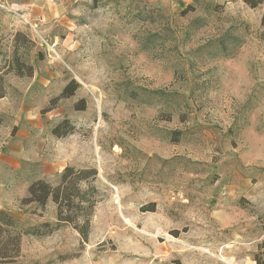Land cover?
I'll return each mask as SVG.
<instances>
[{"label": "rangeland", "instance_id": "1", "mask_svg": "<svg viewBox=\"0 0 264 264\" xmlns=\"http://www.w3.org/2000/svg\"><path fill=\"white\" fill-rule=\"evenodd\" d=\"M249 1L0 0V69L16 50L34 69L5 74L0 130L41 126L54 186L67 166L96 170L80 184L88 238L56 227L51 198L23 197L4 264L264 258V0Z\"/></svg>", "mask_w": 264, "mask_h": 264}, {"label": "trees", "instance_id": "2", "mask_svg": "<svg viewBox=\"0 0 264 264\" xmlns=\"http://www.w3.org/2000/svg\"><path fill=\"white\" fill-rule=\"evenodd\" d=\"M248 2L256 6L257 2ZM264 23V22H263ZM9 71H15L21 76H32L33 66L22 61L19 52L16 50L10 56L6 64L0 69V98L6 94V87L4 76ZM72 84L65 87L61 97H69L74 94ZM0 117V126L2 124ZM69 123L68 119L58 124L52 130L56 136H64L66 131L62 128ZM95 169H75L72 166H67L62 174L61 182L57 186L52 185L49 181L39 179L34 181L29 187V196L22 200V203L36 202L44 207L51 198L57 204L58 221L56 227L61 224L72 225L79 231L82 238L85 240L89 234V216L91 212L92 203L84 198L80 184L83 181H88L90 177H95ZM85 192V191H84ZM80 217H87V219L80 224L77 219ZM50 225L49 223L45 224ZM14 219L7 211L0 212V264L10 263L16 260L20 251V235L12 232L14 228ZM255 260L257 264H264V258L261 254H256Z\"/></svg>", "mask_w": 264, "mask_h": 264}, {"label": "crops", "instance_id": "3", "mask_svg": "<svg viewBox=\"0 0 264 264\" xmlns=\"http://www.w3.org/2000/svg\"><path fill=\"white\" fill-rule=\"evenodd\" d=\"M49 8V18H52L56 8ZM39 15L45 18L41 13ZM9 103L5 97L0 99L2 106L6 107ZM40 128L33 121H25L0 130V212L8 211L19 199L28 195L34 181L47 176L49 164L37 153ZM252 264L257 263L252 261Z\"/></svg>", "mask_w": 264, "mask_h": 264}]
</instances>
